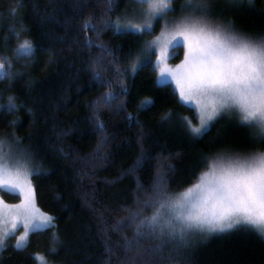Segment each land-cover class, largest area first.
Listing matches in <instances>:
<instances>
[{"label": "trees", "instance_id": "16d2710c", "mask_svg": "<svg viewBox=\"0 0 264 264\" xmlns=\"http://www.w3.org/2000/svg\"><path fill=\"white\" fill-rule=\"evenodd\" d=\"M128 2L116 0L114 11L106 12V0H23L13 17L10 9L16 0H0V54L13 59L12 71L18 74L10 89H6L7 79L0 80V90H4L0 106L12 93L18 104L22 102L14 112L0 111V135L9 131L7 121L16 119V134L24 137L23 145L29 146L36 161L47 169L31 179L36 202L56 217L59 235L55 253L50 252L52 228L32 232L23 249L14 248L10 242L0 256V264H38L36 253L53 264H160L161 254L152 251L158 241L145 239L139 248H126L134 225L117 227L127 219L126 206H134L136 196L143 198L137 183L150 191L160 170L171 189L181 190L195 182L204 167V155L264 149V144L252 141L250 129L229 116H221L202 139L193 140L178 117L183 115L197 123L196 110L180 105L171 84H157L149 64L125 79L127 91L114 102L123 101L122 108H101L109 140L96 154L100 137L89 118L91 102L107 86L90 83L93 74L89 65L101 54L96 45H107L122 61L129 50L139 48L143 37L120 35L103 27L104 19H114ZM214 9L221 17H232L247 35L264 36V0H218ZM86 19L94 29L83 27ZM21 21L28 31L22 32L20 39L29 37L34 52L17 59L13 50L19 41L10 25L19 26ZM86 37L93 41L91 48L82 43ZM111 59L107 57L105 62ZM103 75L112 80L113 90L120 92L112 69ZM146 97L154 103L141 109L140 102ZM169 108L174 110L172 121L161 122L160 115ZM61 132L67 134L59 135ZM141 147L151 158L137 171H129ZM168 165L174 167L169 170ZM10 198L18 200L16 195ZM171 248L165 247V258ZM182 253L187 264H264V236L253 228L237 227L211 240L190 239Z\"/></svg>", "mask_w": 264, "mask_h": 264}, {"label": "snow or ice", "instance_id": "6c2138e0", "mask_svg": "<svg viewBox=\"0 0 264 264\" xmlns=\"http://www.w3.org/2000/svg\"><path fill=\"white\" fill-rule=\"evenodd\" d=\"M106 2L105 11H114L116 0ZM216 2L218 0H184L177 9L174 0H129L130 7L126 5L122 15L104 19L103 27L111 28L116 34L151 39L142 40L135 52L129 50L123 61L107 45H96L101 54L94 56L89 65L93 74L90 83L107 86L106 91L91 102L89 118L93 122V131L100 137L97 155L109 140L107 126L101 119V108H122L123 101L114 102L127 91L125 79L149 64L156 73L157 84H173L180 105L195 107L198 123L183 115L178 117L181 127L193 140L202 139L216 119L227 115L236 117L241 127L251 130L249 135L255 144H264V36L253 38L238 31L232 20H225L215 12ZM21 6L23 0H16L10 14L15 17ZM169 13L177 14L170 17ZM158 22L159 32L153 35ZM83 27L94 29L95 25L86 19ZM10 29L19 41L13 50L16 58L31 55L34 52L31 39L27 36L20 39L21 33L28 31L23 22L19 26L11 24ZM82 43L88 48L93 46L89 37ZM181 47L182 59L175 65L170 64ZM107 57L112 59L105 62ZM13 63L11 57L0 54V80L9 81L6 89L12 87V81L18 76L12 71ZM109 68L121 85L120 92L113 90L112 80L103 75ZM3 92L0 90V97ZM17 99L15 93L8 94L0 111L17 110L22 104H18ZM152 103L154 101L146 97L140 102V108ZM173 113V109H167L160 115V121H172ZM128 116L131 120V113ZM7 123L9 131L0 135V190L18 194L20 199L16 204H6L0 198V251L7 247L12 230L22 222L24 232L16 237L14 248H25L31 232L52 228L50 252L55 253L59 243L56 217L37 207L31 179L47 169L36 161L35 152L23 145L24 137L16 134L17 120ZM139 139L142 144V134ZM150 158L141 147L140 155L129 171H137ZM202 163L204 167L195 182L181 190L171 189L166 175L160 170L150 191L137 183V190L144 193L143 198L136 196L134 206H126L127 219L117 225H134L133 236L126 240V248H139L145 239L156 240L158 243L152 251L161 254L160 264H165V259L166 264H187L182 250L197 233L207 235L250 227L264 235V149L221 150L204 155ZM173 167L168 165L169 170ZM6 222L10 227L4 226ZM167 245L172 248L165 258L163 252ZM35 255L41 264H48L40 253Z\"/></svg>", "mask_w": 264, "mask_h": 264}, {"label": "rangeland", "instance_id": "374dc122", "mask_svg": "<svg viewBox=\"0 0 264 264\" xmlns=\"http://www.w3.org/2000/svg\"><path fill=\"white\" fill-rule=\"evenodd\" d=\"M183 2H184V0H179L177 3L175 2L174 7H176L177 9H179L180 4L183 3ZM126 5H129V2H128L127 4L125 3L124 5H122V6L120 7V10L118 11L117 16L123 14V10L125 9ZM129 7H130V5H129ZM176 14H177V13H169V16L171 17V16H174V15H176ZM222 18L225 19V20H229V19L232 20V21L234 22L235 28H236L238 31H240V32H242V33H244V34H247V33L243 32L242 30L239 29L238 25L236 24L237 22L234 21L232 17H228V18H227V17H222ZM159 29H160V22L157 23V25H156V31L153 33V35H155L156 33H158V32H159ZM249 36H250V35H249ZM145 39H151V37H143V40H145ZM182 57H183V48L181 47V48L179 49V54L176 55V56H174V57L169 61V63L172 64V65H175L176 63H178V62L182 59ZM152 59H153V61H154V60H155V56H153ZM169 84H171V83H169ZM171 85L173 86V88L175 87L173 84H171ZM189 107L195 109V107H194L193 105H189ZM195 110H196V109H195ZM223 116H227V115H223ZM220 117H221V116H220ZM220 117H219V118H220ZM216 120H217V119H216ZM198 122H199V121H198ZM198 122H197V123H198ZM10 195H16V196L18 197V200H13L12 198H10ZM0 198H2V199L6 202V204H16V203L19 202V199H20V197H19L18 194H12V193L9 192V191H3V190H0ZM36 205H37V207H38L41 211L46 212L45 210H42V209L38 206L37 202H36ZM49 214H50V213H49ZM50 215H51V214H50ZM4 226H5V227H10V224H8V223L6 222V224H5ZM236 228H237V227H236ZM233 229H235V228H233ZM233 229H229V230H226V231H223V232L231 231V230H233ZM43 230H44V229H43ZM35 231H37V230H35ZM22 232H24V227H23L22 222H20V223H18L17 228L14 229V230H12V234H11L10 238L7 240V245H8L10 242L14 245V244H15V241H16V237L19 236ZM33 232H34V231H33ZM223 232H213V233H210V234H207V235H203V234L197 233V234H195L194 236H192L191 239H193L194 241H198V239L201 240V241H205V240L207 241V240H211L212 237H213L214 235H220V233H223ZM31 233H32V232H31ZM31 233L29 234V237H30ZM263 236H264V235H263ZM3 250H4V249H3ZM3 250L0 251V256H1L2 252H3ZM41 255L44 256L43 254H41ZM35 257H36V255H35ZM44 257H45V256H44ZM36 259H37V258H36ZM45 259L47 260L48 264H53V263L50 262L46 257H45ZM37 261H38V264H41V261H39L38 259H37Z\"/></svg>", "mask_w": 264, "mask_h": 264}]
</instances>
